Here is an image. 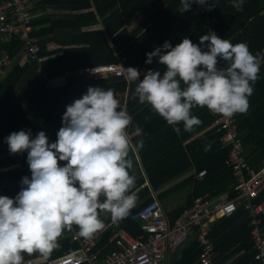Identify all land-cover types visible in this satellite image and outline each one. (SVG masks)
Here are the masks:
<instances>
[{
	"label": "clouds",
	"instance_id": "1",
	"mask_svg": "<svg viewBox=\"0 0 264 264\" xmlns=\"http://www.w3.org/2000/svg\"><path fill=\"white\" fill-rule=\"evenodd\" d=\"M180 3L181 13L190 11L192 3L207 10L215 7L214 0ZM232 6L242 10L243 0H232ZM146 57V64L155 57L166 70L161 75L148 69L141 79L137 68L126 67L125 80L136 83L132 98L150 105L169 125L182 123L189 132L201 124L192 115L194 107L226 118L246 113L264 62V54L254 55L246 43L233 44L215 32L202 35L199 45L189 38L174 47L165 41ZM221 61L227 66L221 67ZM131 121L113 89L89 86L82 98L66 106L55 142L49 143L44 131L35 138L30 130L5 138L10 153L27 151L31 178H22L14 198L0 196V264H22L23 253L47 256L73 225L81 237L90 238L104 227L98 210L109 212L113 222L130 212L136 202L130 152L143 147L142 140L131 142L126 131ZM174 130L180 133L179 127ZM142 132L135 127V135ZM59 161L66 164L60 166Z\"/></svg>",
	"mask_w": 264,
	"mask_h": 264
},
{
	"label": "trees",
	"instance_id": "2",
	"mask_svg": "<svg viewBox=\"0 0 264 264\" xmlns=\"http://www.w3.org/2000/svg\"><path fill=\"white\" fill-rule=\"evenodd\" d=\"M43 3L77 11L89 9L94 5L95 9L70 14L67 16V21L63 22V29L57 35V38L59 39V36H61L64 39L63 42L69 41V45H73L70 47H51V38L42 37L41 32L34 29L33 34L40 36V55L44 54L43 50H63V53L43 60L41 70H38L37 60L17 62L8 74L0 78V140L2 141L1 145L4 142L7 147L8 144L5 138L12 132L20 130H30L31 138H35L38 132L44 131L49 143L55 142L57 133L63 126L62 116L66 111V106L73 103L75 99L82 98L89 86L101 87L105 90L111 88L114 93L117 90L124 91L127 87L124 76H109L95 80L82 74V69L86 65L108 63L110 60H116L111 54L100 56L103 51L123 50L121 61L125 67H134L140 70L142 63L139 55L146 60V53L152 52L165 41L170 42L174 47L184 38H189L193 43L199 45L200 37L205 35L207 31V26L200 12V5L192 3L190 11L181 13L179 12V8L182 6L180 0H43ZM214 4L215 7L210 12L213 17L219 20L214 32L223 39L230 38L229 41L233 44L246 43L254 55L258 52L261 53L264 49V0H243L242 10L234 8L232 0H214ZM187 13H191V15L186 21H183L182 17ZM97 14L103 19L104 29L83 30L84 23L90 25L98 22ZM140 14L145 16L144 21L151 20L152 25L143 34L134 38L136 29L129 30L128 26ZM53 18L49 16L46 18L51 20L49 27L58 25ZM39 21L41 22L42 19L36 18L34 20L33 18V26L35 27ZM242 27H245L243 32H239ZM108 35L112 38H108ZM3 47L8 49L11 56L15 58L17 51L22 48V41L15 36L13 41L4 43ZM93 57L102 58L93 59ZM146 65V71L148 69L160 71V73L162 71L154 69L153 62ZM226 66V62H223L221 67ZM145 72L140 74L141 79H143ZM64 73L67 74V84L53 87L49 80ZM263 73L264 64L258 74L262 78L253 84V93L248 97L249 102L253 100V94L256 91L262 92L264 95ZM135 87L136 83H131L130 95L134 92ZM262 99L261 106L258 109H253L250 114L244 116L239 122V129L243 130L242 138L246 148L245 153H247L248 159L256 169L259 168L264 158V96ZM136 101V99L130 98L128 102L130 116L139 107L140 103H136ZM145 111L138 112L134 116L135 121L142 123V116ZM146 117L148 118V116ZM212 117L214 119L217 115L213 114ZM251 118H255V120L252 121ZM145 130H147V127ZM158 141L159 139L154 140L151 145H157ZM178 141L180 142V140ZM192 141L191 157L198 162L197 170L205 168L207 174L203 179L196 181L193 194L189 202L181 208V213L198 195L209 193L212 196H218L228 193L229 197H233L236 194L233 171L226 163L228 149L221 146L220 133L214 127ZM207 145H210V148L206 151L203 146L206 147ZM161 146L163 147V145ZM163 151L161 153L165 155L171 153L170 150ZM0 152L7 154L8 151L0 150ZM15 154L22 157L27 154V151ZM180 155L187 161L189 159L187 157L190 156H187L185 150H181ZM25 159L27 161V157ZM5 161L12 162L15 161V158L8 155L1 163L4 164ZM59 164L64 166L66 161H59ZM172 171L180 172L182 168H175L174 170L158 168L154 174L150 171L152 184L156 187L161 185L163 180L167 178H163L166 173L173 175ZM25 176L31 178V174L24 169L3 176L2 182L6 196L14 198L10 195L11 191L15 188H18L16 191L21 190V181ZM141 181H137L132 189L136 188ZM147 193H149V189L145 186L135 195V204L140 197ZM153 198H148L141 206ZM263 198L264 193L261 194L259 200ZM137 208L134 205L130 212L117 222V225L125 227L134 235H140L144 232L141 228V220L132 217ZM181 213L175 215V217L169 216L171 222L174 223ZM261 225L264 228V214L261 215ZM72 229L79 230L76 225H73L71 229H65L58 238L57 246L47 257H55L79 246V241L73 239V235L70 234ZM112 229L108 230L101 241L102 244L112 234ZM251 229L250 217L243 207H240L231 216L220 217L213 223L210 236L214 241L215 251L219 256L218 258H220V262H226V264H261L260 261L255 259L256 251L253 247ZM198 249L199 244L194 238L183 250L178 264H199ZM38 255L42 254L34 252L29 256Z\"/></svg>",
	"mask_w": 264,
	"mask_h": 264
},
{
	"label": "built area",
	"instance_id": "3",
	"mask_svg": "<svg viewBox=\"0 0 264 264\" xmlns=\"http://www.w3.org/2000/svg\"><path fill=\"white\" fill-rule=\"evenodd\" d=\"M35 2L36 0H0V76L15 62L8 49L3 47L4 43L13 41L15 36L22 41L23 62L42 60L39 39L33 34ZM200 12L207 26L205 35H209L214 32L219 20L205 7L200 6ZM222 64L223 61L220 66ZM124 71L121 63L109 62L86 65L82 74L97 80L109 76L121 77L124 76ZM215 129L220 133L221 146L228 149L226 163L233 171L235 196L229 197L228 193L218 196L209 193L198 195L174 223L165 213L159 199L154 197L132 214L133 218L141 220L144 232L140 235H134L111 219L90 238L74 233L73 238L79 241L77 248L52 258L23 253L22 264H158L166 260L171 252L176 251L192 235L199 244V264H223L217 259L210 231L218 218L231 216L240 207L250 217L255 259L264 264V228L261 225L264 198L259 200L264 193V158L257 169L248 159L237 114L231 118L219 115ZM1 158L0 154V196H6L2 179L14 165L2 164ZM206 174L207 170L203 168L196 173V177L201 180ZM110 228H113V232L109 240L114 246L102 255L99 243L102 235Z\"/></svg>",
	"mask_w": 264,
	"mask_h": 264
},
{
	"label": "crops",
	"instance_id": "4",
	"mask_svg": "<svg viewBox=\"0 0 264 264\" xmlns=\"http://www.w3.org/2000/svg\"><path fill=\"white\" fill-rule=\"evenodd\" d=\"M95 6V5H94ZM92 6L89 9H81L80 11L83 12V10H94L95 7ZM80 11L73 10V9H67L65 7H57L53 4H45L43 3V0H36L34 6H33V12H34V20L37 18H41L42 21L33 26V30L37 29L41 32V36L45 38H51V47H70L73 45H69V41L63 42V38L59 36V39L57 38V35L60 34L63 29V22L67 21V16L73 13H78ZM191 13H187L185 16L182 17L183 21H186L190 17ZM54 17L53 19L56 20L57 26L49 27L51 20L46 19L47 17ZM145 16L143 14H140L135 20H133L132 24L128 26L129 30H135L134 38H137L141 34L145 32L147 28H149L152 25L151 20L146 22L144 21ZM97 20L95 24H88L84 23L83 30H92V29H104V22L101 16L97 14ZM245 27H242L244 29ZM43 31H46L45 33ZM241 32V29L240 31ZM38 37V36H37ZM40 41V36L38 37ZM108 38H112L108 35ZM42 39V38H41ZM226 40H230V38H224ZM111 41V40H110ZM123 50H105L100 55L102 56L105 54L108 56V54H111L113 58L116 60H110L109 62H119L124 66V69L126 68L124 63L121 61V53ZM23 51L18 50L15 56V62L14 64L8 66L5 70V73H3L0 78H2L4 75L8 74L14 65L18 63H23ZM43 55L41 61L38 62V70L42 69V61L53 56H58L63 53V50H43ZM264 54V49L261 52ZM139 55V54H138ZM142 55V54H141ZM103 57V56H102ZM102 57H93V59H99ZM111 57V58H112ZM110 58V56H109ZM140 61L142 63L141 69L139 70L140 74L145 72L147 69V65L145 63V59L143 56L141 57L139 55ZM144 59V60H143ZM20 61V62H19ZM108 62V63H109ZM103 64V63H100ZM264 62L261 63L260 68L263 66ZM153 67L156 70H162L161 75H163V72L166 70V66L160 64L157 60V58H153ZM264 75V73H263ZM262 78L261 75H258V79L256 82H258ZM59 81V82H58ZM50 84L53 87H60L65 86L67 84V74L64 73L62 75L56 76L54 78H51L49 80ZM130 85L127 81V87L125 90H117L115 94L116 98L120 101V103L123 106H126L128 111V102L130 98L132 99V94L130 95ZM181 87H184L183 84H181ZM260 94V95H259ZM263 93L256 91L255 94H253V100L249 102V107L246 111V113L240 114L237 113L238 116V122L242 120V118L248 114L251 113L253 109H258L259 106H261ZM136 103H138V98L136 99ZM146 110L144 115L142 116V123L135 121L136 114L140 111ZM260 112V110H258ZM260 114V113H259ZM258 114V115H259ZM192 115L198 117L201 121V124L198 126H195L192 131H185L183 124H179L176 126L169 125L161 116H159L157 113H155L151 106L147 103L145 104H139V107L137 108V111L133 112L131 114L132 121L129 127L127 128V132L131 138V142L133 145L137 143V141L142 140L143 141V147L140 148L138 152H130V157L133 160V168L130 170V174H132L135 177V183L137 181H141V183L134 189H131L132 195H137L138 192L144 188L145 186L148 187L149 193L146 195H143L140 197V199L135 204V207L141 206L143 203L146 202L148 198L156 197L159 199L165 213L170 217H175V215H179L181 213V208H183L190 200L195 183L197 180L196 173L198 162L195 161V159L190 153V150H192V140L202 136L203 134L207 133L208 131L212 130L217 122V119L219 118V115H217L216 118L213 119V114L206 108V107H194L192 109ZM148 116V118L146 117ZM252 121L255 120V118H251ZM140 127L143 132L142 135H135V127ZM240 126V125H239ZM147 127V130L145 128ZM174 127L180 128V133L177 134V132L174 130ZM241 131V130H240ZM243 133V130L241 131V135ZM158 136V137H157ZM177 137V139H176ZM243 137V135H242ZM155 138V139H154ZM158 144L151 145L154 140H158ZM153 140V141H152ZM180 140V142L178 141ZM0 140V150H7L6 153H1V161L8 155L13 158H15V161L12 162H6L4 165L12 164L14 165V168L11 171H8L4 176L10 174L11 172H18L24 169L26 172L31 174L29 164L26 161L27 154L25 156H17L16 154L10 153L9 148L7 145L3 142V145H1ZM157 142V141H156ZM244 142V140H243ZM182 144V145H181ZM163 145V147L161 146ZM249 146V145H248ZM201 147V146H200ZM254 147V145H252ZM245 148V145H244ZM202 149V147H201ZM203 149L205 147L203 146ZM250 149V147H249ZM163 150H170V155H165ZM181 150H185L187 156V160L185 158L181 157L180 152ZM246 150V148H245ZM249 150L247 149V152ZM189 153V154H188ZM247 155V153H246ZM248 157V156H247ZM252 157V155H251ZM250 158V157H249ZM189 162V164H188ZM260 163V162H259ZM260 166V165H259ZM149 168V169H148ZM158 168H165L169 170H174L175 168H182V171L180 172H174L172 171V174L166 173V175L163 178H166L163 180V183L159 186H154L151 181V172L154 174L155 171H157ZM151 169V170H150ZM151 171V172H150ZM22 187V186H21ZM18 188H15V190L11 191V196H16L19 191H16ZM225 194V193H223ZM101 200L104 198L101 197ZM137 208V209H138ZM99 219L103 221V225L105 226L112 218L111 214L106 211H99ZM177 220V219H176ZM106 231L100 240L99 246L102 247V255L105 254L109 249H111L114 245L112 242H110V236L103 244L101 243L102 239L105 237ZM74 233H79V230L72 229L70 231V234L74 235ZM195 236L192 235L191 238L186 241L182 246H180L176 251L171 252L166 260V264H178V260L181 257V254L183 250L194 240ZM74 239V238H73ZM196 239V238H195ZM217 255V259L219 261L220 258ZM223 264H226V262H221ZM194 264V263H192Z\"/></svg>",
	"mask_w": 264,
	"mask_h": 264
},
{
	"label": "rangeland",
	"instance_id": "5",
	"mask_svg": "<svg viewBox=\"0 0 264 264\" xmlns=\"http://www.w3.org/2000/svg\"><path fill=\"white\" fill-rule=\"evenodd\" d=\"M158 264H166V262L165 261H161Z\"/></svg>",
	"mask_w": 264,
	"mask_h": 264
},
{
	"label": "bare ground",
	"instance_id": "6",
	"mask_svg": "<svg viewBox=\"0 0 264 264\" xmlns=\"http://www.w3.org/2000/svg\"><path fill=\"white\" fill-rule=\"evenodd\" d=\"M59 82V81H58Z\"/></svg>",
	"mask_w": 264,
	"mask_h": 264
}]
</instances>
